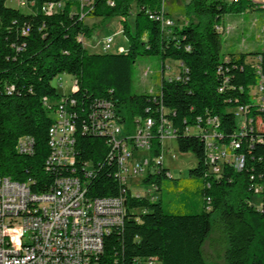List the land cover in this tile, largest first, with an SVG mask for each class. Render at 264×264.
I'll list each match as a JSON object with an SVG mask.
<instances>
[{"label": "trees", "instance_id": "16d2710c", "mask_svg": "<svg viewBox=\"0 0 264 264\" xmlns=\"http://www.w3.org/2000/svg\"><path fill=\"white\" fill-rule=\"evenodd\" d=\"M28 1L32 2L30 11L22 12L0 0V176L28 182L32 191L44 192L56 177L70 173L68 167L44 168L52 118L42 101L43 97L56 101L70 95L75 100L70 110L76 112V172L84 161L96 170L86 195L105 197L123 192L125 196L123 224L104 236L99 264H128L135 257H156L152 264H218L206 262L202 256L203 243L212 233L218 235V239L214 237L226 264H264V206L258 209L251 203L255 196L251 184L260 181L259 174L264 175V131L255 130L256 118H247V135L241 138L238 149L244 155L243 165L238 171L223 166L220 177L206 173L208 147L201 137L186 132L187 127L204 122L210 115L218 118L223 141L234 135L236 119L231 110L252 101L248 90L257 81L254 70L264 74V51L222 55L223 28L219 21L227 13L264 7L250 0H186L187 21L180 28L174 27L172 36L166 39L159 23L146 13L157 10L160 0H111L112 5L107 0H93L88 15L119 17L127 39L126 51L103 53L88 52L76 39L77 35L90 37L93 30L70 13L71 2ZM48 1H59L64 7L45 13L41 6ZM132 2L137 8L130 25L127 18ZM139 54L158 55L162 62L177 60L184 70L180 66L175 76L164 78L162 65L155 93L131 94V66ZM62 73L75 80L76 88L67 95L58 94L51 84ZM8 86H12L9 92ZM98 99L109 100L121 118L125 119L123 112L127 114L129 131L135 118L157 119L156 110L163 107L174 129L178 151L191 152L197 160L188 170L189 179L176 187L181 199L192 197L195 187L196 206L185 202L187 209L166 211L162 197L152 200L133 195L118 180L106 137L81 129L90 104ZM251 112L254 115V110ZM256 135L263 141H256ZM22 136L33 138L31 154L16 149ZM160 148L161 140L153 128L151 155L159 157ZM167 173L160 165L159 171L147 174L143 182L159 191ZM195 178L198 182L194 184Z\"/></svg>", "mask_w": 264, "mask_h": 264}, {"label": "built area", "instance_id": "2783aa9c", "mask_svg": "<svg viewBox=\"0 0 264 264\" xmlns=\"http://www.w3.org/2000/svg\"><path fill=\"white\" fill-rule=\"evenodd\" d=\"M18 1L24 6L32 3L28 0ZM66 1L71 2L70 13L78 16L79 20L88 16L93 8V0ZM250 1L260 8L264 7V0ZM107 3L113 4L111 0H107ZM63 7L64 4H59V1H48L41 6V10L52 13ZM146 13L159 23L162 33L166 29L172 36L175 24L168 16L164 0H161L157 10H147ZM83 38L82 35L76 36L81 43ZM113 44V36L106 35L99 39L97 46L102 51H109ZM121 51L119 47L118 52ZM250 63L254 70V60ZM180 66L184 70L181 63ZM254 73L257 81L248 90L252 101L231 110L234 111L236 130L228 142L223 141V134L218 131L219 120L216 116L208 115L204 122L186 128L187 133L199 135L204 145H209V152H205L206 173L214 177L221 176L223 166L234 171L241 169L244 155L238 149L241 138L247 135V118H256L255 130L264 131V74L256 70ZM6 88L9 92L12 86ZM75 88L73 79L71 89ZM42 101L45 108L55 115L47 130L48 154L44 168L68 167L70 173L56 177L50 189L44 192L32 191L28 182L0 176V264H99L103 256L104 236L123 224L124 193L105 197L86 195L87 185L96 170L84 161L80 164V172H76L73 136L76 112L70 110L75 100L68 95L56 101L43 97ZM90 105L81 129L106 137V144L110 148L109 158L114 159L117 165L115 176L126 188L127 178L145 177L150 172L159 171L162 166L160 156L154 158L150 153L152 129L155 128L161 141L174 135V129L164 116L161 105L156 110L157 119L152 116L135 118L132 131L127 129L126 133L122 125L125 119L116 114L109 100H94ZM252 110L254 115H251ZM250 141L253 143L252 135ZM256 141L262 142V136L256 135ZM33 144L31 136H22L16 143V149L31 154ZM258 178L260 181L252 182L251 189L255 196H260V204L255 206L260 209L264 206V175L259 174ZM152 191H156L155 187L144 194ZM155 196L154 193L149 199L153 200ZM155 261L156 257H135L128 264H152Z\"/></svg>", "mask_w": 264, "mask_h": 264}, {"label": "rangeland", "instance_id": "374dc122", "mask_svg": "<svg viewBox=\"0 0 264 264\" xmlns=\"http://www.w3.org/2000/svg\"><path fill=\"white\" fill-rule=\"evenodd\" d=\"M186 0H164L165 9L169 13L168 16L174 21L175 27L180 28L187 21V15L184 12L183 3ZM228 1V0H226ZM161 2V0H160ZM5 4L10 7L18 8L22 12H29V6L19 4L18 0H6ZM136 4L132 2L130 5V13L128 22L133 25L134 14L136 12ZM93 30L90 37L83 38V46L88 52H118L121 47L124 52L127 50V39L121 31V23L119 17H111L102 19L101 17L86 16L82 20ZM219 25L223 28L220 34L222 55L264 51V9H247L240 13H227L219 21ZM111 35L114 39V44L109 51H102L97 46L99 39L103 36ZM164 38L171 36L166 29L163 33ZM96 45V46H95ZM92 46H95L92 48ZM164 66V78L175 76L180 69V63L174 59H165L163 62L160 57L155 54H139L136 56L131 66V94L155 93L160 82L161 68ZM73 77L70 74L62 73L53 78L52 86L58 94L67 95L71 89ZM125 120L122 122L125 133L128 129L127 114L123 112ZM51 118H55L53 113H50ZM209 152V148H208ZM154 158H157L154 156ZM160 161L164 168L168 171V177L163 178L160 184L159 191H152L146 195L148 189L153 190V184L143 182L144 177H129L126 180L130 192L135 195L137 193L144 194L150 198L154 193L155 199L159 200L162 197V204L166 211H178L187 209L185 202L196 206V188H192V197L182 199L178 196L176 189L177 185L187 181L188 170L195 167L197 160L191 152L182 153L178 151L176 139L174 135L164 137L161 141ZM174 180L177 184L173 183ZM194 184L198 182L195 178ZM260 196H254L251 203L255 206L260 204ZM195 200V201H194ZM135 212H140L136 210ZM218 235L212 233L210 237L203 243L202 256L206 262H216L218 264H226L223 259L221 247L217 245ZM216 240L215 242H210ZM210 248L209 252L207 248Z\"/></svg>", "mask_w": 264, "mask_h": 264}, {"label": "bare ground", "instance_id": "6f19581e", "mask_svg": "<svg viewBox=\"0 0 264 264\" xmlns=\"http://www.w3.org/2000/svg\"><path fill=\"white\" fill-rule=\"evenodd\" d=\"M207 147L209 148V145H207Z\"/></svg>", "mask_w": 264, "mask_h": 264}]
</instances>
